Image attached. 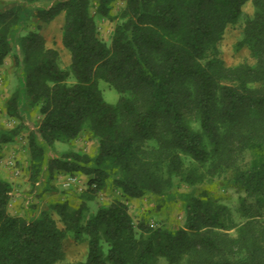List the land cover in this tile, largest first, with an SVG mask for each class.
I'll list each match as a JSON object with an SVG mask.
<instances>
[{
    "label": "trees",
    "instance_id": "trees-1",
    "mask_svg": "<svg viewBox=\"0 0 264 264\" xmlns=\"http://www.w3.org/2000/svg\"><path fill=\"white\" fill-rule=\"evenodd\" d=\"M248 1L124 0L117 11V0H56L34 8L30 17L40 23L15 47L23 6L0 10V66L13 54L22 81L7 113L22 120V102L41 115L29 135L31 182L44 170L49 178L81 173L91 190L73 213L68 202L54 206L63 229L48 212L34 219L11 214L13 184L0 175V264H55L67 232L88 239L86 260L69 264H156L161 258L167 264H264V225L257 220L264 208V0H251L255 11L238 42L256 62L228 67L218 47ZM60 13L71 54L67 68L40 31ZM100 18L115 23L110 44L99 35ZM99 80L121 94L116 103L106 101ZM22 125L0 131V157ZM83 131L97 140L95 154L47 156L48 146ZM229 172L243 191L239 223H231L229 206L210 190L182 195L185 224L177 229L136 222L121 199L86 216L109 182L123 196L140 198L164 194L174 179L195 186Z\"/></svg>",
    "mask_w": 264,
    "mask_h": 264
},
{
    "label": "rangeland",
    "instance_id": "rangeland-1",
    "mask_svg": "<svg viewBox=\"0 0 264 264\" xmlns=\"http://www.w3.org/2000/svg\"><path fill=\"white\" fill-rule=\"evenodd\" d=\"M56 0H45L40 3H26L16 0H0V10L8 9L13 5L23 6V15L20 26L12 35L14 47L18 38L30 29L38 27L40 21L31 18L30 14L36 6H48ZM124 6V0H117L116 10ZM255 7L249 0L243 6V14L236 24L229 25L222 39L218 42L220 54L228 67H235L243 63L254 64L256 59L253 57L249 47L239 48L238 42L243 38V31L248 17L254 14ZM65 17L61 19L58 15L51 22L44 24L40 31L46 38L47 45H53L60 51L61 66L67 68L71 62V54L64 47L62 33ZM99 35L107 43H111L114 22L100 18ZM16 50V48H15ZM20 71L15 65L13 54L9 55L5 63L0 66V131L11 129L23 122L20 134L16 139L5 144L0 157V175L13 184L12 198L9 204V212L14 215H23L29 219H34L44 212H48L57 220L60 228L65 229L66 225L54 206L58 203L68 202L69 212L73 213L75 209L82 204L91 194L88 184V176L81 173L66 174L56 172L52 178L45 174V170L35 183L31 182V155L29 151V135L36 130L41 115L36 108L28 107L21 102L20 112L22 120L10 116L7 113V104L14 92L22 87ZM70 81H73L70 80ZM98 86L101 89L104 98L110 103H116L121 94L105 80H99ZM98 142L92 136L90 131H83L77 139L71 141H57L51 147L48 146L46 154L48 157L62 156L67 152L74 150L83 153L95 154L97 152ZM252 159L248 155L246 161ZM19 170V174L16 171ZM232 173L216 176L209 180L206 178L203 182L190 186L186 183L174 179L172 188L164 194L148 193L140 198H127L122 192L112 186L109 182L106 188L98 193L96 197L89 202L86 216L94 212L101 204H109L113 200L121 199L128 203L130 213L133 219L138 222L141 219H147L151 226L166 227L177 229L185 224V210L182 195L187 192L195 191L201 193L204 190H210L212 195L218 196L219 203L229 206L231 211V223L241 222L244 217L238 206L240 205L239 196L243 191H239L232 183ZM16 177L17 182L16 184ZM72 177V179L70 178ZM257 220L264 225V208L262 215ZM234 236L236 229L229 230ZM62 257L55 264H69L72 262L84 261L88 254V239H76L72 232H67L61 240ZM156 264H167L163 258Z\"/></svg>",
    "mask_w": 264,
    "mask_h": 264
},
{
    "label": "crops",
    "instance_id": "crops-1",
    "mask_svg": "<svg viewBox=\"0 0 264 264\" xmlns=\"http://www.w3.org/2000/svg\"><path fill=\"white\" fill-rule=\"evenodd\" d=\"M59 16L61 17V19H62L63 17H65V16H64V13H60ZM50 47H55V46L50 45ZM55 48H56V47H55ZM15 180H16V184H17V183L19 184V182H17V177H16Z\"/></svg>",
    "mask_w": 264,
    "mask_h": 264
},
{
    "label": "built area",
    "instance_id": "built-area-1",
    "mask_svg": "<svg viewBox=\"0 0 264 264\" xmlns=\"http://www.w3.org/2000/svg\"><path fill=\"white\" fill-rule=\"evenodd\" d=\"M19 172H20L19 170L16 171L17 174H19ZM70 178L72 179V177H70Z\"/></svg>",
    "mask_w": 264,
    "mask_h": 264
}]
</instances>
